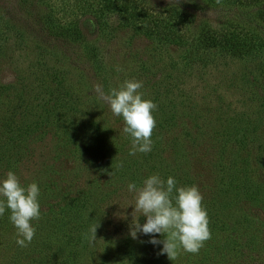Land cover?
Returning <instances> with one entry per match:
<instances>
[{"label": "rangeland", "instance_id": "obj_1", "mask_svg": "<svg viewBox=\"0 0 264 264\" xmlns=\"http://www.w3.org/2000/svg\"><path fill=\"white\" fill-rule=\"evenodd\" d=\"M60 1L71 7L67 20L90 25L87 36L102 51L106 73L53 60L26 37V21L21 38L0 23L10 35L0 59V180L11 170L24 186L36 182L41 210L32 221L35 237L23 248L10 210L0 216V264H264V60L210 57L206 65L186 66L188 94L154 100L143 92L158 105L157 126L151 151L130 155L123 118L96 89L119 88L130 80L128 66L138 58L147 63L156 50L151 66L172 74L178 54L151 47L113 18L106 38H98L94 18L73 9L82 0L50 4ZM153 174L202 193L212 237L198 254L181 248L172 261L151 235L131 237V225L146 217L133 212L137 193L128 185L139 189ZM96 224L97 240L89 243Z\"/></svg>", "mask_w": 264, "mask_h": 264}, {"label": "trees", "instance_id": "obj_2", "mask_svg": "<svg viewBox=\"0 0 264 264\" xmlns=\"http://www.w3.org/2000/svg\"><path fill=\"white\" fill-rule=\"evenodd\" d=\"M64 2L54 7L51 0H0V23L12 28L14 35L21 38L24 31L21 23L26 21L31 26L26 37L33 39L30 42L36 48L48 51L53 60L64 59L68 66L79 71L86 63L95 70V75L106 73L102 51L87 36L91 33L90 25L81 18L67 20L64 15L71 7L62 6ZM73 9L81 15L86 13L87 20L94 18L98 38H106V22L113 18L148 41L151 47L155 44L162 50L170 46L176 51L178 62H174L172 74L151 66L150 59L159 56L157 50L150 54L147 63L145 58L135 60L139 61L138 69L132 71L135 62L128 66L126 74L130 80L142 81L141 91L151 99L178 91L175 95L188 94L191 82L183 76L186 66L206 65L210 57L264 60V0H220V3L216 0H82ZM4 35L1 31L0 59L1 45L10 38ZM151 49L153 52L154 48ZM177 85L183 88L177 89Z\"/></svg>", "mask_w": 264, "mask_h": 264}, {"label": "clouds", "instance_id": "obj_3", "mask_svg": "<svg viewBox=\"0 0 264 264\" xmlns=\"http://www.w3.org/2000/svg\"><path fill=\"white\" fill-rule=\"evenodd\" d=\"M220 3V0H216ZM143 82L125 80L119 88H112L104 93L99 87L97 92L108 104L112 114L123 118V133L131 136L130 155L137 152L148 153L152 148V133L157 126L153 112L158 105L151 99L143 98L140 89ZM129 191H136L134 211L146 217V222L131 225L130 235L137 239V233L151 235L153 245L162 244L160 254H167L175 260L179 250L198 254L206 241L212 237L209 217L203 206V195L198 186L177 187L176 180L169 176L166 182L153 174L143 181V187L137 189L135 183L128 185ZM40 188L36 182L24 186L19 177L8 171L0 180V216L10 210L9 219L16 228V243L27 247L36 234L32 221L41 218L39 203ZM99 224L89 228V243L97 240L96 231ZM156 234L165 238L158 240Z\"/></svg>", "mask_w": 264, "mask_h": 264}]
</instances>
